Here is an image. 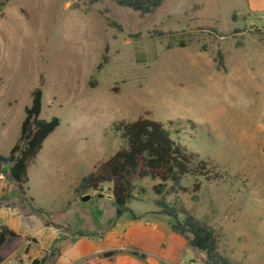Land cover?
<instances>
[{
    "label": "rangeland",
    "instance_id": "obj_1",
    "mask_svg": "<svg viewBox=\"0 0 264 264\" xmlns=\"http://www.w3.org/2000/svg\"><path fill=\"white\" fill-rule=\"evenodd\" d=\"M104 12L124 31L107 27ZM198 28H215L224 37ZM156 29L187 33L150 38ZM130 33L142 37L135 41ZM39 87L41 118L58 117L60 125L29 170L25 196L0 176V225L33 215L25 198L46 216L34 215L29 229L17 232L22 238L2 251L3 264H99L98 258L114 255L91 253L88 245H105L103 235L118 221L137 223L139 232L146 222L161 231L171 225L156 205L158 181L150 178L135 183L127 204L137 220L129 213L117 219L114 200L106 197L109 184L74 192L121 146L113 123L139 118L173 123L216 167L218 179L186 178L184 190L164 201L213 227L220 253L232 263L264 264V8L252 11L247 0H166L142 18L108 1L0 0L1 154L16 144ZM48 218L59 227L45 226ZM72 256L77 259L66 263Z\"/></svg>",
    "mask_w": 264,
    "mask_h": 264
},
{
    "label": "trees",
    "instance_id": "obj_2",
    "mask_svg": "<svg viewBox=\"0 0 264 264\" xmlns=\"http://www.w3.org/2000/svg\"><path fill=\"white\" fill-rule=\"evenodd\" d=\"M74 1V0H67ZM85 1L90 5L108 1L115 5L132 10L140 17L154 14L162 7L166 0H78ZM107 27L117 32H123V26L103 13ZM235 20V19H233ZM208 30L214 38L224 35L215 28H198ZM185 30L163 31L153 30L149 33L152 39L179 38L186 34ZM239 33V31H235ZM141 33H130L128 38L138 41ZM180 47L185 42L179 43ZM108 62L107 57L103 59L102 65ZM217 70H224L223 56L219 52L216 58ZM43 86V82L40 83ZM42 89L36 88L32 92V103L25 108V118L21 125L20 135L16 144L7 155L0 153V176L7 177L18 187L20 196H25L24 186L29 182V170L41 151L46 139L59 127L60 119L52 117L49 120L41 118L42 112ZM113 133L120 138L121 146L108 160H102L96 164L94 170L83 176L76 186L74 192H86L88 190L100 191L109 184L113 200L116 205V217L120 219L129 213L133 220H137L135 213L127 206L133 199V189L137 181L150 178L158 181L153 190L161 198L156 200L160 208V214L171 218V229L177 234L185 237L189 245L206 255L208 262L213 264H234L224 257L219 249V235L216 230L203 220L191 214L186 208H176L164 201V197L170 193H178L184 190L182 181L186 178L194 180L204 179L212 181L218 179L216 167L203 158L191 146V141L184 139L179 130L173 129V123L164 124L155 120L139 118L132 122L125 120L113 123ZM196 188H199L196 186ZM31 213L37 217H45L46 211L34 205V199L25 198ZM183 215V219H180ZM45 226L59 227L51 219L44 221ZM21 235L6 225H0V264L5 257L2 251L9 245L19 241ZM30 242H36L34 238H26ZM117 252H107L106 256L115 255ZM132 255L146 259L144 253L138 250L130 252Z\"/></svg>",
    "mask_w": 264,
    "mask_h": 264
},
{
    "label": "crops",
    "instance_id": "obj_3",
    "mask_svg": "<svg viewBox=\"0 0 264 264\" xmlns=\"http://www.w3.org/2000/svg\"><path fill=\"white\" fill-rule=\"evenodd\" d=\"M247 4L252 11L264 8V0H247ZM32 218L36 217L32 215L30 218L13 223L4 221L1 225L5 224L20 233L29 229L34 223ZM134 232L136 235L133 234ZM103 237L105 245L89 243L90 252L116 251L117 253L110 259L96 258L99 264H191L193 262L208 264L205 253L193 249L188 240L174 232L170 225L165 231H161L156 223L146 222L145 231L139 232L137 223L130 222L124 225L118 221L115 228L107 231ZM135 249L144 253L146 259L142 260L132 255L130 252ZM76 256H72L66 263L76 260Z\"/></svg>",
    "mask_w": 264,
    "mask_h": 264
},
{
    "label": "water",
    "instance_id": "obj_4",
    "mask_svg": "<svg viewBox=\"0 0 264 264\" xmlns=\"http://www.w3.org/2000/svg\"><path fill=\"white\" fill-rule=\"evenodd\" d=\"M98 196L102 198L104 195H103V194H98ZM106 197H107L108 199H114L112 194L107 195ZM90 198H91V196L87 195V196L82 197L81 200H82L83 202H86V201H88ZM33 264H39V260L35 259V260L33 261Z\"/></svg>",
    "mask_w": 264,
    "mask_h": 264
},
{
    "label": "built area",
    "instance_id": "obj_5",
    "mask_svg": "<svg viewBox=\"0 0 264 264\" xmlns=\"http://www.w3.org/2000/svg\"><path fill=\"white\" fill-rule=\"evenodd\" d=\"M191 264H196V263L193 262V263H191Z\"/></svg>",
    "mask_w": 264,
    "mask_h": 264
}]
</instances>
